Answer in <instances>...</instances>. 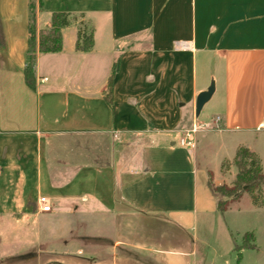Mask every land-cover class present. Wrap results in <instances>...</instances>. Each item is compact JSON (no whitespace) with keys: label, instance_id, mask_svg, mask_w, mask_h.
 <instances>
[{"label":"crops","instance_id":"crops-1","mask_svg":"<svg viewBox=\"0 0 264 264\" xmlns=\"http://www.w3.org/2000/svg\"><path fill=\"white\" fill-rule=\"evenodd\" d=\"M55 12L83 14L94 45L78 51V23L64 28L60 52L37 49L31 88L29 23L39 32ZM0 26V264H200L216 223L233 252L254 232L241 264H264V205L243 193L221 212L210 187V176L234 182L222 163L240 146L264 170V0H0ZM204 124L213 129L197 131L194 150L180 144ZM82 138L108 142L84 141L93 159L82 161Z\"/></svg>","mask_w":264,"mask_h":264},{"label":"trees","instance_id":"trees-1","mask_svg":"<svg viewBox=\"0 0 264 264\" xmlns=\"http://www.w3.org/2000/svg\"><path fill=\"white\" fill-rule=\"evenodd\" d=\"M84 15H77L70 12H55L52 15L51 25L37 32L34 18L29 23V41H28V55L25 67V80L29 87L35 88V64L37 49L41 53H57L63 48L62 30L71 24L78 23V39L76 49L78 51L87 52L93 48V29L89 27L84 21ZM38 36V48H37ZM0 42H2V32L0 26ZM119 63L116 62L113 69V75L117 72ZM113 76L108 84V92L106 94V101L110 106L113 103ZM237 169V175L231 185L216 186L210 176V187L217 197L218 210L226 211L229 203L232 200L238 199L243 193H247L251 202L261 207L264 205V170L261 165L260 157L245 146H240L235 154L232 162L224 161L222 163V170L226 173L230 167ZM244 249H258L256 245V236L254 232H246L240 242L235 240L234 251L237 255V263L241 264Z\"/></svg>","mask_w":264,"mask_h":264},{"label":"rangeland","instance_id":"rangeland-1","mask_svg":"<svg viewBox=\"0 0 264 264\" xmlns=\"http://www.w3.org/2000/svg\"><path fill=\"white\" fill-rule=\"evenodd\" d=\"M208 70L206 68V66H204L203 64H199L198 63V77L200 80L208 78L207 75ZM211 83V81H210ZM211 103H209L207 105V107H209ZM209 109L206 108L204 112L208 111ZM190 116V114L188 112H186L185 118L188 119V117ZM205 114L203 113L201 115L200 118H195V121L198 122V124H200L203 120H204ZM191 120V119H190ZM189 120V121H190ZM191 126V125H188ZM218 128V127H217ZM211 129H213L212 126H210L207 129H200L198 135H201L202 133L205 132H209L211 131ZM196 136V134H195ZM86 141V143H88L89 147L93 148V147H97L96 142L98 141L102 144H107L108 139L105 140V138H82V142L77 143L74 142L73 143V148L76 147L77 149V153H79L80 156V160L82 161H88L93 159V155L89 153H85L87 150L86 148V143L84 142ZM84 142V143H83ZM63 147H69V144L64 143L62 145ZM196 148V145H195ZM87 154H90L89 156ZM226 161V160H225ZM67 218H69L68 216L66 217H59V220L61 221H65L67 223ZM56 221L53 220L51 222L50 228H51V232H53L56 228L55 225ZM73 227L79 229V231L81 230H85L86 226H87V216H85L83 213H79V215L77 216V218H74L72 221ZM88 229L90 230V224L88 223ZM50 232H48L49 234ZM210 235H208V237L202 242V244L200 243L198 246V255L196 260H198L200 262V264H202L203 262L205 264H235L236 263V254L235 252H233L232 250H230V248L232 247L230 244H227V239L226 237H224V235H222V233L220 232V228L218 223H216L212 230H210ZM84 246L86 247V244L88 243L85 239L81 241ZM52 247L56 246L55 243H52L51 245ZM84 247V248H85Z\"/></svg>","mask_w":264,"mask_h":264},{"label":"built area","instance_id":"built-area-1","mask_svg":"<svg viewBox=\"0 0 264 264\" xmlns=\"http://www.w3.org/2000/svg\"><path fill=\"white\" fill-rule=\"evenodd\" d=\"M220 121V118L217 117L215 123L218 124ZM210 126L207 124H204L202 126L199 127H192V129L187 130L186 132H184V136L181 138L180 140V144L184 147L190 148L191 150L195 149V134L197 133V131L201 128H209ZM40 210L42 212H50L52 207L48 202V199L46 197H41L40 201Z\"/></svg>","mask_w":264,"mask_h":264},{"label":"water","instance_id":"water-1","mask_svg":"<svg viewBox=\"0 0 264 264\" xmlns=\"http://www.w3.org/2000/svg\"><path fill=\"white\" fill-rule=\"evenodd\" d=\"M215 91V84L214 81L211 82L210 86L207 90L201 92L196 99V105H195V115L196 117H199L204 105L210 101L212 95Z\"/></svg>","mask_w":264,"mask_h":264}]
</instances>
